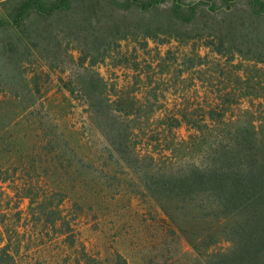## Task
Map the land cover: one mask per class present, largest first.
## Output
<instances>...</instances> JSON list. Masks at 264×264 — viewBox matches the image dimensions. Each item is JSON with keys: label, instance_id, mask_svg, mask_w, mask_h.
<instances>
[{"label": "rangeland", "instance_id": "374dc122", "mask_svg": "<svg viewBox=\"0 0 264 264\" xmlns=\"http://www.w3.org/2000/svg\"><path fill=\"white\" fill-rule=\"evenodd\" d=\"M5 14L0 4V18ZM4 38L0 31L2 246L9 243L19 248L21 264H85L83 247L95 259L120 254L129 264H201L187 241H196L194 220L182 217L178 223L181 233L170 231L160 201L146 188L148 177L176 170L187 154L193 156L195 152L188 148L201 137L185 123L170 133L164 120L186 104H197L195 120H201V105L220 96L237 104L222 101L220 108L228 111L219 112L216 118L243 124L245 117L253 114L264 126V97L241 98L240 92L252 91L236 78L241 75L255 82L260 76L258 81H264V65L257 69L252 60L239 57L228 63L209 54L202 73H186L181 78L173 71L167 78L157 65L169 50L177 51V45L150 42L148 48L136 45L145 60L139 68L140 80L139 71L110 63L83 64L78 53L75 59L64 51L48 55V60L36 54L20 58L3 48ZM184 50L191 52L189 47ZM201 52L210 53L206 49ZM108 93L126 106L134 103L136 115L129 118L115 113L105 135L95 110H100ZM229 93L232 95L227 96ZM126 120L133 121L130 128L135 126L136 131L126 128ZM209 128L203 125L201 132L207 134ZM226 128L225 124L218 127ZM126 136L137 146L139 162L132 157ZM180 144L189 153L181 151ZM169 147L170 152L166 150ZM158 200H162L160 195ZM60 202L63 216L73 222L74 247L37 209L38 203L52 209ZM227 246L220 243L218 248Z\"/></svg>", "mask_w": 264, "mask_h": 264}, {"label": "trees", "instance_id": "16d2710c", "mask_svg": "<svg viewBox=\"0 0 264 264\" xmlns=\"http://www.w3.org/2000/svg\"><path fill=\"white\" fill-rule=\"evenodd\" d=\"M0 4L6 11L0 18L3 48L20 54V58L36 54L48 60V55L64 51L74 59L78 53V61L91 67L110 63L138 72L145 60L136 45L148 48L153 42L177 45V51L169 50L157 65L167 78L173 71L181 78L186 73H202L209 54L228 63L241 57L254 61L255 68L264 65V0H250L245 5L239 0H0ZM188 47L190 53L184 50ZM204 49L210 53L202 55ZM137 75L141 80L142 73ZM258 77L253 82L236 76L245 89L252 91L240 92L241 98L264 97V81H258ZM103 93L107 94L105 86ZM222 101L220 96L205 100L198 121L197 104L170 112L172 115L164 120L166 131L171 133L185 123L201 137L198 144L193 142L188 148L195 154H187L183 164L162 176L148 177L154 164L150 156L146 188L160 201L170 231L181 233L178 223L182 217L194 220L196 241H187L201 264H264V126L253 114L246 116L243 124L216 118L219 112L228 111L227 107L220 108ZM101 102L95 112L103 121L105 135L115 113L129 118L136 115L134 103L126 106L112 100L109 93ZM224 103L237 104L231 99ZM126 121V128L136 131L135 126L130 128L133 121ZM222 124L226 130L218 129ZM203 125L211 131L202 133ZM130 138L124 140H128L132 157L139 162L137 146ZM182 146L181 151L186 152ZM159 195L162 200H158ZM37 205L41 217L60 236L67 235L70 247H74L73 222L63 216V202L52 209ZM225 242L227 247L218 248ZM83 249L85 264H129L120 254L95 259ZM20 251L9 243H0V264H21Z\"/></svg>", "mask_w": 264, "mask_h": 264}]
</instances>
